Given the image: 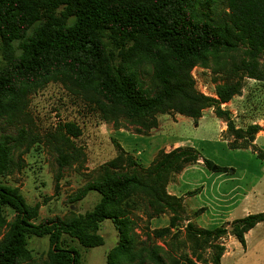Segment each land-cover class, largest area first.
Wrapping results in <instances>:
<instances>
[{
  "label": "trees",
  "instance_id": "1",
  "mask_svg": "<svg viewBox=\"0 0 264 264\" xmlns=\"http://www.w3.org/2000/svg\"><path fill=\"white\" fill-rule=\"evenodd\" d=\"M213 1L0 0V50L5 61L0 69V114L19 111L30 93L49 82H69L98 106L104 119L124 116L147 131L156 128L155 115L168 110L198 120L203 110L214 108L216 116L226 120L228 136L233 138L229 148L239 149L237 142L243 140L240 146L247 149L259 126L237 130L230 114L220 108L240 93V82L216 86L217 99H213L196 92L191 71L208 57L241 51L233 72L264 82V0H226V11L218 16L205 9ZM147 64L152 67L150 89L142 81ZM60 131L67 135L56 149L57 164L62 168L71 157L65 152L72 147L70 139L81 132L72 122L60 125ZM17 147L15 141L0 138V177L14 168ZM197 161L198 156L188 149L173 150L160 154L144 177L134 173L133 158L120 153L75 198L78 201L90 191L97 192L100 200L92 211L37 225L33 222L40 205L29 206L18 189L0 185V232L4 231L0 264L30 261L28 237L48 238L45 264H80L77 252L61 248V238L74 239L86 249L100 247L99 227L105 220L111 221L120 237L108 264H120L132 249L125 209L128 201L136 195L146 196L154 215L165 210L174 214L170 221L174 227L181 203L166 194L165 185L171 174ZM204 165L223 171L208 160ZM4 207L14 213L10 223L3 215ZM263 222L264 214L248 215L235 222L232 232L244 246V235ZM186 231L203 243L226 233L224 228L198 230L191 224ZM168 232L161 230L156 236ZM150 255L159 260L154 253ZM214 264H219V256Z\"/></svg>",
  "mask_w": 264,
  "mask_h": 264
},
{
  "label": "rangeland",
  "instance_id": "2",
  "mask_svg": "<svg viewBox=\"0 0 264 264\" xmlns=\"http://www.w3.org/2000/svg\"><path fill=\"white\" fill-rule=\"evenodd\" d=\"M205 9L212 16L223 14L226 0H214ZM241 57V51L208 57L206 63L193 68L191 76L196 92L213 99H217L216 86L240 82V93L221 104L220 108L230 114L237 130L246 131L249 126H259L260 131L253 136L247 149L240 146L243 140L237 142L239 149L229 148L233 138L228 136L226 120L218 118L214 108L203 110L202 120L168 110L155 115L157 126L147 131L129 123L124 116L104 119L98 106L90 102L88 96L75 91L69 82H49L30 93L26 97V106L19 111L0 114V138L15 141L18 146L13 152L14 168L0 177V185L18 189L27 205H40L38 218L33 222L37 225L47 219H66L72 213L80 216L92 211L100 200L97 192L90 191L78 201L75 198L79 190L95 180L102 167L120 153L131 156L137 165L134 173L145 177L160 154L188 149L198 156V161L186 164L180 172L169 176L165 185L167 195L174 196L171 190L179 186L185 169H190L187 175H193L196 180L203 177L198 167L211 174L219 173L205 167L204 161L208 160L216 167L225 168L220 172L227 171L239 180L232 183L241 187L242 190L236 191L238 194L255 187L253 204L261 206L264 203V82L233 72ZM4 64L0 50V69ZM143 72V84L150 89L153 84L150 82L152 67L147 64ZM68 122L74 123L81 135L70 139L72 147L65 152L71 157L67 165L59 168L56 149L67 137L60 131V125ZM245 137L251 140L249 136ZM28 144H31L29 151L23 153ZM122 169L127 170L126 167ZM229 186L227 182L222 188ZM203 187L174 196L181 203V209L175 214L177 221L174 227H170L174 214L169 210L154 215L146 196L132 197L125 208L130 222L128 233L132 249L120 264H214L218 256L219 264H264V224L253 229L244 249L245 245H240L232 232L235 222L242 218L233 216L225 221L222 216L205 213L207 201L196 198ZM3 215L8 223L14 219V213L7 207H4ZM188 224L198 230L224 228L226 233L203 243L202 238L194 239L187 233ZM165 229L169 232L156 236ZM3 234L1 231L0 240ZM99 234L103 239L100 247L86 249L76 240L63 236L61 248L77 252L80 264H108V257L119 245L120 237L109 220L101 223ZM27 247L31 258L23 264L47 262L50 249L47 237H28ZM150 253L159 260L152 259Z\"/></svg>",
  "mask_w": 264,
  "mask_h": 264
},
{
  "label": "crops",
  "instance_id": "3",
  "mask_svg": "<svg viewBox=\"0 0 264 264\" xmlns=\"http://www.w3.org/2000/svg\"><path fill=\"white\" fill-rule=\"evenodd\" d=\"M220 168L225 169L224 167ZM197 169L198 171L203 173V177L196 180L193 175L192 177H190V175H187V171L190 169H185L182 172L179 186H176L171 190V195L178 197L185 191L196 189V187L198 186H204L202 188L201 194L196 198L200 201H207V203L205 204V206H207V210L205 213L222 216L223 218H226L224 219L225 221L233 216L244 218L248 215L264 213V203L261 204V206L253 204L255 187L251 186V191L248 192V190H243V193L238 194L236 191L241 187H239L238 184L233 185L232 183L236 181L239 182V180H237L236 177H232L227 171L219 172L217 174H211V172H209L208 170H204L201 167H198ZM227 173L229 174V177L227 176ZM227 182L230 184V186L227 188H222L223 184H226ZM250 192L253 195H251ZM262 224H264V222L256 225L254 228L259 227ZM253 229L245 234L244 249H246L248 245L247 237L250 236Z\"/></svg>",
  "mask_w": 264,
  "mask_h": 264
}]
</instances>
